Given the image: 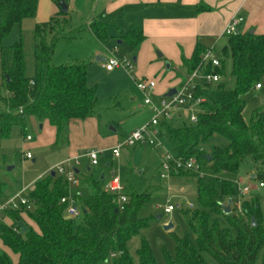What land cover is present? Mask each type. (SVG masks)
Returning <instances> with one entry per match:
<instances>
[{"label": "trees", "instance_id": "1", "mask_svg": "<svg viewBox=\"0 0 264 264\" xmlns=\"http://www.w3.org/2000/svg\"><path fill=\"white\" fill-rule=\"evenodd\" d=\"M37 2L0 0L1 87L5 91L0 98V137H7L13 126L26 129L30 117H34L55 129V142L59 143L67 139L72 120L96 115L95 96L87 86L85 64L51 63L56 43L74 39L63 30L67 14L59 13L35 26L32 78L25 73L22 41L8 47L2 45L14 26L34 18ZM89 28L101 44L110 41L105 25L93 23ZM124 39L135 54L144 36L138 28H131ZM203 51L196 44L192 57L182 58L177 78L185 79L199 66ZM222 53L230 57L234 86L228 88L223 81L224 62L218 54L221 68L214 71L221 74V82L193 88L195 96L204 98L197 123L177 127L162 123L163 135L175 146V155L195 156L202 171L237 174L243 161H252L256 166L255 180L264 189V112L254 111L249 124L243 118V97L264 77V34L250 31L234 34L228 37ZM210 71L207 67L206 72ZM215 136L225 138L228 146L203 150L201 146ZM208 155L210 160L206 159ZM196 178V206L182 212L188 232L185 237L171 233L175 253L171 256L162 250L166 263L264 264V214L257 199L245 201L241 214L231 210L226 215L222 206L236 196L233 183ZM101 182L86 178L83 184L88 186L89 193L75 196L80 210V223L76 226L74 220L65 216L64 205L59 204L61 198L69 195L64 179L50 173L36 182L28 195L33 209L27 212L36 230L26 226V231L21 232L17 226L21 221L19 212H8L14 220L11 226L0 225V240L16 257V264H102L108 260L113 264H135L128 245L147 227V221L139 218L138 212L150 194L125 193L128 201L120 210ZM251 218L255 226H251ZM223 221L227 227L222 226ZM136 253L138 264H157L146 239L140 240ZM112 254L115 257L111 259ZM0 264L12 263L0 253Z\"/></svg>", "mask_w": 264, "mask_h": 264}, {"label": "rangeland", "instance_id": "2", "mask_svg": "<svg viewBox=\"0 0 264 264\" xmlns=\"http://www.w3.org/2000/svg\"><path fill=\"white\" fill-rule=\"evenodd\" d=\"M108 19L110 24L107 30H109L110 35L111 33L118 35L122 31L123 34L126 33L122 28L125 18L119 20V26L113 21V18ZM86 23H88V20L67 17L63 30L66 35H71L74 39L71 41L59 40L56 43L51 63L54 66L64 64L86 65V82L95 96L94 111L96 115L93 118L72 121L68 131V135L70 134L69 144L72 147L69 151L67 150L66 140L60 141L58 144L40 146L38 144L39 138L47 134V129L40 130L34 117H30L26 129L13 126L7 137H0V204L15 198L38 176L46 178L48 167H55L68 160L70 156L79 157L81 158V166L78 167L80 174L77 175V179L81 183L86 178L100 180L103 175L108 181L114 176H118L123 187L126 188L125 193L150 194L148 200L138 212V217L147 221V227L140 230L138 235L132 238L128 249L135 264H138L136 251L140 240L142 238L146 239L156 263L167 264L162 250L165 249L173 256L175 242L171 233H175L179 237H185L188 232L182 212L189 210V204L196 206L197 198L194 186L197 178L189 173L166 179L160 177L161 158L164 153L176 154L175 146L169 142L168 137L163 135L164 130L161 126L156 128L157 135L150 138V140L160 144V147L155 148L156 151L146 145L125 147L120 151L119 159L116 160L112 158L111 152H107V150H110L114 137L129 135L141 129L151 121L154 115L148 107L143 105V95L123 70L108 73L102 68L104 62H96L97 57H102L107 61L111 58L119 59L121 56H127L132 60L134 54L128 50L126 43L119 40V37L116 39V36H114L110 43L101 46L87 30ZM169 24H171L169 29L174 32L171 26H175V24ZM117 30L119 31L117 32ZM18 40L22 41L26 76L32 78L35 75V22L33 20L24 21L19 29L15 27L2 45L8 47ZM119 41L122 44L118 45L119 52L115 53L113 48L117 46L115 44ZM226 43L227 38H223L216 43L212 39H208L206 43L204 42V49L208 51L215 46L217 53L220 54L224 62L225 76L223 81L228 88H232L234 79L231 76V60L229 56L222 53ZM149 44V42L145 44L142 41L138 51H136V61L133 62V75L137 80L147 79L156 83L157 88L151 94L153 101L156 102L164 96L165 91L174 83V74L176 76L179 73V67L182 65L180 60L169 59L155 45H152V50H150ZM158 53L162 57L159 58ZM167 66L172 67V69L167 70ZM259 84L261 90L253 88L243 97L245 102L243 118L247 124L250 123L254 111L261 109L264 112V77L260 79ZM1 86L2 71L0 64V94L4 96L5 91ZM181 116L182 120H178L176 123L173 122V127H177L182 123L189 124V112L184 111ZM110 128L115 129L116 133L110 134ZM27 135H30L33 140L26 142L25 137ZM73 137L74 141H71ZM214 146L225 148L228 146V141L221 136H215L203 144L201 148L207 151ZM94 149L102 154L98 156V166L92 167L88 158L84 157ZM26 153H29L31 157L26 158ZM32 160L35 161L32 162ZM8 168L12 169L9 170ZM87 168L90 169L89 172H87ZM255 172L256 166L254 163L245 160L241 163L237 174H216L212 170L206 169L203 170V175L205 181H231L236 194H238L240 188L249 185L251 193L249 196L244 197L242 202H250L252 198L257 199L260 210L264 214V189L255 180ZM73 190L76 193L79 191L77 188ZM26 194H28L27 191L23 193V195ZM236 199L235 196L231 200L236 202ZM227 204L228 202L225 201L224 205ZM167 205L175 208L170 215L163 213V208ZM231 207L232 205H230ZM232 212L239 215L234 209ZM20 218L22 222L28 224L27 218L23 215ZM12 223H14V220L10 215L7 213L0 214V225L9 226ZM79 223V218L74 219L73 224L75 226ZM169 223L172 224L173 228L166 231L164 226ZM222 226L227 227V223L223 221ZM190 239L194 242L193 236ZM0 253L5 254L12 264H16V257L5 249L1 242ZM102 264L113 263L108 260Z\"/></svg>", "mask_w": 264, "mask_h": 264}, {"label": "crops", "instance_id": "3", "mask_svg": "<svg viewBox=\"0 0 264 264\" xmlns=\"http://www.w3.org/2000/svg\"><path fill=\"white\" fill-rule=\"evenodd\" d=\"M60 1L61 0H38L34 18L24 19L20 25L14 26L13 29L15 27L19 29L24 21L27 20H33L35 22V26L48 22L51 18L57 16V14L62 13L61 8L59 7ZM63 2L66 3L67 6V17H77L88 20L86 27L90 34L91 31L89 27L91 24H103L106 26V31L110 37V41L113 40L114 36H116V39L119 37V40H122V42L126 43L127 45L124 37L131 28H138L141 30L142 35L144 36L143 43H150V50H152V45H155L169 59L175 61L180 60L181 65L182 58L189 60L192 57L196 44H200L202 49H204V42L206 43V40L208 39H212V41H215V43L223 38L228 39V37L224 36L223 32L234 17L238 16L243 18V22L239 25L237 33H244L253 30L257 34H264V0H63ZM200 6L201 8H199ZM110 17L113 18V21L118 26L119 20L125 18L122 26L124 32H126L125 34H123V31L119 32L118 35H113L112 33L111 35L109 34V30H107V28L110 24L108 21V18ZM169 23L175 24V26H171L174 32L169 29L171 25ZM118 31L119 30H117V32ZM91 36L93 37L92 34ZM95 40L99 42L97 39ZM110 41L108 43H110ZM122 42L119 41L115 45L118 47V45L122 44ZM99 44L101 46L105 45L101 44L100 42ZM213 47L216 50L215 46ZM128 50H130L129 47ZM204 51H206V49H204ZM135 56L136 55L134 54L132 61ZM160 57H162V55ZM99 58L105 60L102 57ZM166 69L171 70L172 67L169 66L168 68L166 67ZM174 79L175 81L172 83L169 89L175 88L179 82L185 81L186 77L182 80L181 78H177L174 74ZM168 90L165 91V94L168 92ZM165 94L163 97H165ZM183 112L184 110L176 112L174 118L167 123L172 124L173 122L176 123L178 120H182L181 115ZM37 123L40 130L44 131V129H47V134L39 138L38 144L40 146H49L53 143L58 144L55 142V129L47 122L39 123L37 121ZM71 123L69 124V128ZM109 132L110 134L116 133V131L112 132L110 130ZM127 135L128 134L122 135L121 137H114L110 150H107V152H111V148H113L119 140L126 137ZM69 136L70 134L68 135L67 139H65L66 144L68 145V151L72 149L69 144ZM32 140L33 139H31V141ZM72 140L74 141V137L71 139V141ZM152 150L156 151L155 148ZM68 158L72 159L79 157L70 156ZM84 158L87 157L85 156ZM80 160L81 158H79L78 167L81 166ZM34 161L32 160V162ZM51 168H53V166L47 168V174ZM89 171L90 169L87 168V172ZM77 172L80 174L78 168ZM41 179L43 178L38 176L23 189L22 192L26 193L27 191L28 194L23 195L22 192L20 194L28 198V195L34 189L36 182ZM100 181H102L101 186L104 188L107 180L103 177V175L101 176ZM79 187L81 188L79 189ZM76 188L79 190L78 193L73 190ZM124 190H126V188H124ZM80 193H89L88 186L81 182L79 183L78 187L71 188L69 190V195H73L74 197ZM27 212L28 211H23L19 216L23 215L25 218H27L28 224L23 222L25 226L32 227L36 230V227L32 221L27 217ZM4 248L7 249L6 247Z\"/></svg>", "mask_w": 264, "mask_h": 264}, {"label": "built area", "instance_id": "4", "mask_svg": "<svg viewBox=\"0 0 264 264\" xmlns=\"http://www.w3.org/2000/svg\"><path fill=\"white\" fill-rule=\"evenodd\" d=\"M242 22V17H234L226 26L223 32L224 36L230 37L236 34L238 32V27ZM113 51L118 53V47L114 46ZM102 67L107 72L123 70L129 76L130 80L136 85L137 90L143 95V105L148 107L154 115L147 125L122 138L113 148H111L113 159H118L120 157V151L125 147H137L140 145H146L150 148L160 147L159 143H155L150 140V138L152 136H156V128L160 127L162 123L171 121L176 112L181 110L189 112V123L192 125L196 124L198 121V113L200 112V105L204 102V98L195 96V91L193 90L194 86L198 84L215 85L222 80L221 74L214 71L215 69L221 68L220 57L214 47L208 51H204L200 55L199 66L186 77L185 81L179 82V84L175 87V94L171 97H162L157 102L153 101L151 97V94L156 88V83L147 79L137 80L133 75V61L129 57L121 56L119 59L111 58L107 61L105 60ZM207 67L210 68V72H206ZM254 89L260 90L261 85L256 84ZM31 139V136L25 137L26 142L31 141ZM100 154L101 153L97 150H91L85 155L90 162V166L94 167L98 165V156ZM25 157L30 158L31 156L29 153H26ZM78 166L79 158L68 159L51 168L48 174L54 173L61 176L66 182L68 190H70L71 188L79 186L80 182L77 179ZM160 169V177L162 179H166L179 173H191L199 178H205L195 156L185 158L166 152L161 158ZM260 186L263 187L262 184H260ZM250 191L249 185L240 188L238 190V194H236L237 201L233 202L231 200V210L234 209L238 214H241L243 204L242 201L244 197L250 195ZM105 192L113 197L119 209L122 210L124 204L128 201V197L124 192V187L118 176H114L107 181L105 185ZM59 204L64 205V212L68 218L75 219L80 216L79 206L73 195L61 198ZM193 207L194 206L191 204L188 205V209H193ZM32 209L33 208L29 199L21 194H18L15 198L0 204V213H22L23 211H32ZM174 210L175 208L173 206L167 205L163 208V213L165 215H170ZM114 257V254L110 256L111 259Z\"/></svg>", "mask_w": 264, "mask_h": 264}, {"label": "water", "instance_id": "5", "mask_svg": "<svg viewBox=\"0 0 264 264\" xmlns=\"http://www.w3.org/2000/svg\"><path fill=\"white\" fill-rule=\"evenodd\" d=\"M59 7L61 8V12H62L63 14H66V13H67V6H66V4L63 2V0L60 1V3H59ZM250 32L253 33L254 31L251 30ZM236 34H237V33H236ZM157 55H158V57L161 56L159 53H158ZM96 61L99 62V61H105V60H103V59H101V58L98 57V58H96ZM133 61H135V57L133 58ZM168 67H169V66H167V68H168ZM175 92H176L175 88H171V89H169L168 92L165 94V97H171L173 94H175ZM110 131L115 132V129L110 128ZM206 159H207V160H210V156H209V155L206 156ZM33 161H34V160H33ZM8 169L10 170V169H12V168H8ZM52 176H54V173H52ZM230 205H231V200L228 201V204H227V205H223V206H222V209H223L224 214L228 215V214L231 212ZM17 226L20 228L21 232H25L26 229H27L26 226L24 225V223H23L22 221L18 222V223H17ZM251 226H255V220H254V218H251ZM172 228H173V226H172L171 223H169V224H167L166 226H164V229H165L166 231H169V230H171Z\"/></svg>", "mask_w": 264, "mask_h": 264}]
</instances>
